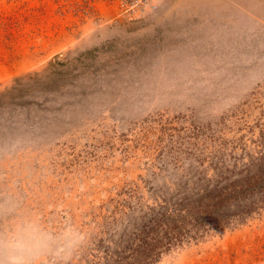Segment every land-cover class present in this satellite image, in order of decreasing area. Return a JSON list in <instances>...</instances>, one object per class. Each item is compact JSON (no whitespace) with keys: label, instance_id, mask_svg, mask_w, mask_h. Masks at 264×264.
I'll return each mask as SVG.
<instances>
[{"label":"rangeland","instance_id":"rangeland-1","mask_svg":"<svg viewBox=\"0 0 264 264\" xmlns=\"http://www.w3.org/2000/svg\"><path fill=\"white\" fill-rule=\"evenodd\" d=\"M0 264H264V0H0Z\"/></svg>","mask_w":264,"mask_h":264},{"label":"bare ground","instance_id":"bare-ground-1","mask_svg":"<svg viewBox=\"0 0 264 264\" xmlns=\"http://www.w3.org/2000/svg\"><path fill=\"white\" fill-rule=\"evenodd\" d=\"M29 233L31 235L23 234V238H21V242H24L26 240L27 242H29L28 244H30V241L41 240V242H42V244H44V246H48L51 242V237L49 235H47V236H43V235L35 236V234H32L30 231H29ZM34 245H38V241L35 242Z\"/></svg>","mask_w":264,"mask_h":264}]
</instances>
